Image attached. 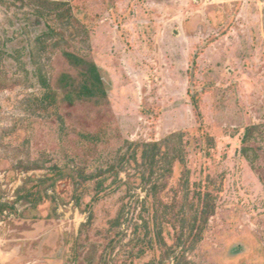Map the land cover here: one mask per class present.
I'll return each mask as SVG.
<instances>
[{
	"label": "rangeland",
	"instance_id": "1",
	"mask_svg": "<svg viewBox=\"0 0 264 264\" xmlns=\"http://www.w3.org/2000/svg\"><path fill=\"white\" fill-rule=\"evenodd\" d=\"M50 1L0 5V264H264V0Z\"/></svg>",
	"mask_w": 264,
	"mask_h": 264
},
{
	"label": "trees",
	"instance_id": "2",
	"mask_svg": "<svg viewBox=\"0 0 264 264\" xmlns=\"http://www.w3.org/2000/svg\"><path fill=\"white\" fill-rule=\"evenodd\" d=\"M12 1L14 4L20 2L22 7H29L31 9L29 17L34 18L33 22L36 24L34 27H40L42 30L41 35L36 38V41L39 43L42 49H44L45 45L48 44V40L52 34L56 32L53 23L70 19L68 11L67 13H63V8L67 6L65 3L52 2L50 0H0V5H5L7 3L9 4ZM89 79V84L84 85L83 87L84 93H90L93 95L102 93L103 95H106L102 89L103 81L97 67L94 66L90 68ZM43 87L46 88V92L40 99L41 103L55 101V95H53L51 89L45 84ZM196 108L198 109V105ZM257 129L258 128L256 127L247 128L243 138L244 147L241 151L242 156L246 158L253 168L256 166L257 154L254 153V150L247 145L253 140V132ZM143 149V161L146 163V166H149L148 170L150 175L148 181H150L151 176L154 174V166L156 167V164L159 162V160L162 161L166 159L168 155L166 154L163 157H159L158 152L160 150V145L157 144L150 145L148 148L144 147ZM144 178L146 179V177ZM4 207V205L0 204V215L4 213Z\"/></svg>",
	"mask_w": 264,
	"mask_h": 264
},
{
	"label": "crops",
	"instance_id": "3",
	"mask_svg": "<svg viewBox=\"0 0 264 264\" xmlns=\"http://www.w3.org/2000/svg\"><path fill=\"white\" fill-rule=\"evenodd\" d=\"M9 261V260H8Z\"/></svg>",
	"mask_w": 264,
	"mask_h": 264
}]
</instances>
